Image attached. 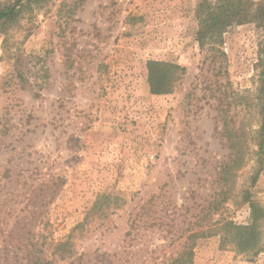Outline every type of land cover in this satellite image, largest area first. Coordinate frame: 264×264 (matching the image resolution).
I'll use <instances>...</instances> for the list:
<instances>
[{"label":"rangeland","instance_id":"obj_1","mask_svg":"<svg viewBox=\"0 0 264 264\" xmlns=\"http://www.w3.org/2000/svg\"><path fill=\"white\" fill-rule=\"evenodd\" d=\"M215 1L40 0L0 22V264H167L195 230L249 222L254 159L219 173L262 123L264 29L234 21L200 46ZM148 60L185 68L171 92H150ZM262 159L249 191L264 205ZM188 242L193 264H264L217 235Z\"/></svg>","mask_w":264,"mask_h":264},{"label":"trees","instance_id":"obj_2","mask_svg":"<svg viewBox=\"0 0 264 264\" xmlns=\"http://www.w3.org/2000/svg\"><path fill=\"white\" fill-rule=\"evenodd\" d=\"M40 0H8V2L0 1V22L8 21L16 18L24 8L25 4H31ZM198 31L196 40L200 46L205 44L214 47V44L222 38L221 34L232 24V22L243 23L247 20H256L264 29V7L256 5V8L250 3H244L243 0H216L212 4H201L198 10ZM222 55L224 52L218 51ZM147 68V83L152 94H166L172 91L176 83L181 79L185 72V68L176 63L148 60ZM264 73V68H263ZM263 119L259 129L248 130L247 134L241 133L243 145L246 150L233 148V142L230 143L229 162L225 163L222 171L219 173V181L227 182L234 173L232 169H238L249 160L254 159L252 173L249 175V185L241 186L240 194L242 201L247 203L250 208V220L247 224H237L232 220L223 218L213 222L206 228L197 229L186 237L181 249L176 253V257L168 261L167 264H193L192 244L189 240L202 235H217L220 238V246L232 247L239 254H249L251 256L258 255L264 251V205L252 199L249 187L256 182L259 172L263 165L262 155L264 154V97H263ZM223 131L232 141L238 140L233 135L232 130L226 126L227 120L222 116ZM253 145L254 149L250 150ZM231 188L222 189L218 194V199L212 201L213 211L217 212L222 202L231 199ZM220 197V198H219ZM71 235H68L64 241H51L50 245L53 249L52 254L63 258L67 253ZM35 264H42L39 256L34 257ZM47 264V262L45 263Z\"/></svg>","mask_w":264,"mask_h":264}]
</instances>
